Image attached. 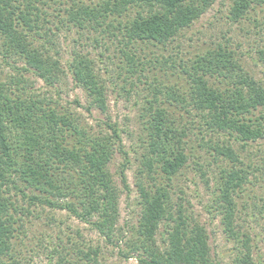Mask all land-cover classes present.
Segmentation results:
<instances>
[{
	"label": "trees",
	"instance_id": "obj_1",
	"mask_svg": "<svg viewBox=\"0 0 264 264\" xmlns=\"http://www.w3.org/2000/svg\"><path fill=\"white\" fill-rule=\"evenodd\" d=\"M45 2L0 0V66L1 62L11 65L9 58H18L24 71L49 86L70 74L87 95V110L107 113L108 83L92 57L75 54L64 67L37 44L36 35L47 36L50 31L44 28L47 12L40 6ZM73 2L67 10L69 20L82 27L88 22L124 42L130 49L124 53L128 71L134 74L145 63L136 53L139 45L166 46L217 0ZM258 6L264 7V0H234L231 14L240 20ZM178 66L181 72L176 69V75L185 77L187 86L181 90L176 83V91L165 87L168 101L150 100L141 115L145 172L150 179H157L154 173L172 181L190 159L197 158V150L206 147L217 158L229 160L233 166L222 169L214 201L225 234L242 244L247 250L243 261L250 264V238L237 223V197L249 176L237 165L243 161L235 145L248 151L251 143L264 139V84L221 46L192 62L181 60ZM11 82L19 89L0 76V264H23L15 253V238L26 225L25 215L37 209L66 211L108 242L123 240L124 256H135L141 264H217L206 227L187 214L183 202L174 204L171 191L161 183L140 181V219L128 234H122L118 226L121 189L111 171L115 154L126 155L122 129L106 122L107 130L94 132L58 102L27 94L19 87L24 76ZM120 174L128 188L124 167ZM63 251L57 250L56 264H72ZM100 252V248H81L80 260L101 264Z\"/></svg>",
	"mask_w": 264,
	"mask_h": 264
},
{
	"label": "rangeland",
	"instance_id": "obj_2",
	"mask_svg": "<svg viewBox=\"0 0 264 264\" xmlns=\"http://www.w3.org/2000/svg\"><path fill=\"white\" fill-rule=\"evenodd\" d=\"M233 3L234 0H217L199 20L166 46L139 45L136 53L144 58L145 63L134 74L128 71L124 53L130 49L124 46V42L95 30L88 22L82 27L69 20L67 10L73 7V0H46L40 5L47 12L43 17L46 19L44 28L50 31L47 30V36L36 35L37 44L60 59L64 67L75 54L92 57L108 83L107 113L87 110V95L70 74L56 85L49 86L34 73L24 71V63L18 58H9L11 65L1 62L0 66L1 78L13 84L14 89L19 88L11 80L24 76L25 82L19 87L25 88L27 94L58 102L60 108L79 116L92 131L107 130L106 122L118 124L122 129L126 155L117 152L111 163V171L121 189L118 226L122 234H128L140 219V181L161 183L171 191L174 204L183 202L187 214L206 227L211 255L217 264H247L243 261L247 250L241 243L227 237L214 201L222 169H230L233 164L224 157L217 158L206 147L198 149L197 158L190 159L182 174L172 181L154 173L151 175L157 179H150L143 165L146 149L141 142V115L150 100L155 101L158 97L159 102L168 101L166 93L169 90L165 87L176 91V83L181 90L187 86L185 77L176 75V69L181 72L178 66L181 60L192 62L220 46L232 51L241 66L264 84V7L253 8L244 18L235 20L231 14ZM206 137L210 136L206 134ZM235 147L243 161L237 165L246 169L249 176L248 183L237 197V223L241 233L250 238V264H264V139L251 143L248 151L238 144ZM123 167L128 188L121 182ZM20 204L28 206L21 200ZM25 221V227L18 230L15 238V253L23 264H56L59 259L57 250L63 249L70 263L84 264L86 262L80 260V249L84 251L90 247L100 248L98 259L101 264H141L135 256H124L127 248L123 240L108 242L88 224L66 211L37 209L33 215H25ZM158 239L162 241L160 234Z\"/></svg>",
	"mask_w": 264,
	"mask_h": 264
}]
</instances>
